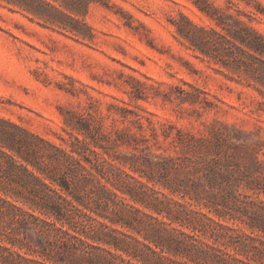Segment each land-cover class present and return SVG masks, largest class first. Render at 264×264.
Here are the masks:
<instances>
[{
	"label": "rangeland",
	"instance_id": "374dc122",
	"mask_svg": "<svg viewBox=\"0 0 264 264\" xmlns=\"http://www.w3.org/2000/svg\"><path fill=\"white\" fill-rule=\"evenodd\" d=\"M183 15L197 27L222 31L223 24L237 27L238 19L264 37V0H102L87 16L94 41L0 3V116L66 145L62 111H106L114 101L144 115V129L128 120L118 126L145 151L196 158L178 137L209 135L216 126L245 141L249 149L240 152L242 159L264 165V91L251 76L181 37L174 21L184 24ZM193 87L205 91L211 104L202 95L201 101L187 100L182 89L195 93ZM117 150L133 151L124 145ZM261 176L264 183V170ZM253 198L264 200V193ZM247 206L232 202L222 218L203 209L215 223L154 213L158 220L116 228L129 235L131 255L124 256L135 264H264V205Z\"/></svg>",
	"mask_w": 264,
	"mask_h": 264
},
{
	"label": "trees",
	"instance_id": "16d2710c",
	"mask_svg": "<svg viewBox=\"0 0 264 264\" xmlns=\"http://www.w3.org/2000/svg\"><path fill=\"white\" fill-rule=\"evenodd\" d=\"M101 2L0 0L85 41L95 39L87 16ZM183 19L174 24L191 46L251 76L264 91V37L238 19L237 27L219 19L224 31ZM193 90L182 89L187 100L201 101L202 95L211 104L205 91ZM62 114L66 145L0 116V264H135L124 256L131 255L129 235L117 225L135 228L158 220L154 213L172 221H182L177 215L182 213L215 223L203 209L222 218L232 202L243 210L264 205L253 198L264 193V165L242 159L240 152L249 149L245 141L219 127L212 126L209 135L181 134L179 143L198 157H176L145 151L135 135L118 126L122 120L146 126L144 115L126 105L112 101L106 111L89 107ZM148 122L158 135L155 122ZM122 145L133 151L119 152Z\"/></svg>",
	"mask_w": 264,
	"mask_h": 264
}]
</instances>
